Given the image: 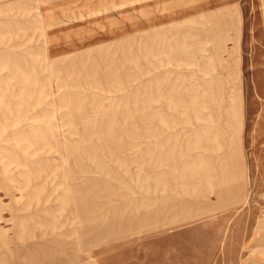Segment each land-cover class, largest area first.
<instances>
[{"label": "rangeland", "instance_id": "1", "mask_svg": "<svg viewBox=\"0 0 264 264\" xmlns=\"http://www.w3.org/2000/svg\"><path fill=\"white\" fill-rule=\"evenodd\" d=\"M50 248L264 264V0H0V264Z\"/></svg>", "mask_w": 264, "mask_h": 264}, {"label": "crops", "instance_id": "2", "mask_svg": "<svg viewBox=\"0 0 264 264\" xmlns=\"http://www.w3.org/2000/svg\"><path fill=\"white\" fill-rule=\"evenodd\" d=\"M122 231L120 232V233H118V234H116V237H126V236H133L134 234H137V233H131V234H128V233H126V232H124V229H121ZM144 232V231H143ZM106 237H109V236H107L106 235ZM105 238V237H104ZM102 239H103V237H102ZM99 244L100 245H102L103 244V240H101L100 242H99ZM53 252H54V254L57 252V251H55L54 249H52V248H50L48 251H46L45 253H44V257H43V259L42 260H49V262H50V264H60L59 262H58V260H56V258H55V256H54V254H53ZM65 252V251H64ZM41 260V261H42ZM40 261V260H39ZM52 261H53V263H52ZM81 261V259L79 258V256H75V257H73V258H70L69 260H67L66 261V264H77V263H79ZM58 262V263H57ZM63 264H65V263H63Z\"/></svg>", "mask_w": 264, "mask_h": 264}]
</instances>
